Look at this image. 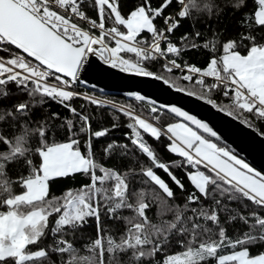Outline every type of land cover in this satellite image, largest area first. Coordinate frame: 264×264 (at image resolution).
<instances>
[{
    "label": "snow or ice",
    "instance_id": "6c2138e0",
    "mask_svg": "<svg viewBox=\"0 0 264 264\" xmlns=\"http://www.w3.org/2000/svg\"><path fill=\"white\" fill-rule=\"evenodd\" d=\"M102 67L264 138V0H0V264H264V169L181 106L80 91Z\"/></svg>",
    "mask_w": 264,
    "mask_h": 264
},
{
    "label": "water",
    "instance_id": "95a60500",
    "mask_svg": "<svg viewBox=\"0 0 264 264\" xmlns=\"http://www.w3.org/2000/svg\"><path fill=\"white\" fill-rule=\"evenodd\" d=\"M85 86L105 94L125 96L128 92H140L160 103L181 106L208 122L221 136V142L233 148L248 163L258 169H264V138L194 98L169 91L151 79L121 74L103 67L88 77Z\"/></svg>",
    "mask_w": 264,
    "mask_h": 264
},
{
    "label": "trees",
    "instance_id": "16d2710c",
    "mask_svg": "<svg viewBox=\"0 0 264 264\" xmlns=\"http://www.w3.org/2000/svg\"><path fill=\"white\" fill-rule=\"evenodd\" d=\"M239 18H240L239 15L233 16L231 10L229 9L227 11V13L221 18V20L219 22H217L215 20L210 21V22H206L204 20H201L199 22V24L197 25V27L202 32H207L210 29L221 30V29L226 28L228 30L229 34H234L235 31L237 30L236 26H237V21L239 20ZM186 31H190L189 22L188 21H182V26L177 31V33L173 39L178 40L179 36L182 35ZM186 58H188L190 62L197 63V64H203V58L201 57V55L199 53H187ZM78 87H79V90L82 92H87L91 95H95V96L101 97L103 99L115 100L118 102H125V103H127V102L134 103V101H129L126 96L121 95V94H103V93H100L98 91H94V90H90L88 88H85L83 86H78ZM218 99H219V97H218ZM82 103H84L82 100L74 101V105L77 108H79V106ZM50 107L53 111H60L62 113V115L66 114V113H64L63 109H60L55 104L50 105ZM93 111H97V110L93 109ZM99 118H100V114L97 113V119L99 120ZM165 119H167V117H165ZM111 122L112 121L110 119L109 112L107 110H104L103 111V124L105 126H107ZM98 126H99V124L94 123V128L98 127ZM124 131H125V129L123 127H121L119 130L112 132L111 137L115 138L117 140H122ZM164 143H167V141H162L160 144H155L154 146L159 150L160 153L163 154V158L165 160L175 159V157H172L165 152V150L163 148ZM221 143H223V142H221ZM109 163H112V162L110 161ZM178 175H182V174L178 173ZM79 183H80L79 177L75 181H73V180L60 181L54 186V189H53L54 194L59 195L66 188L72 187V186H78ZM230 232H231V229H230ZM93 235H94V226L91 228H85L82 233L78 232L76 234V247L82 248L84 245H86L89 242V237L93 236ZM82 254H84V253H82Z\"/></svg>",
    "mask_w": 264,
    "mask_h": 264
},
{
    "label": "built area",
    "instance_id": "2783aa9c",
    "mask_svg": "<svg viewBox=\"0 0 264 264\" xmlns=\"http://www.w3.org/2000/svg\"><path fill=\"white\" fill-rule=\"evenodd\" d=\"M81 86H83V87H86V88H88L87 86H85V85H81ZM91 95V94H90ZM98 97V96H97ZM98 98H101V97H98ZM103 99V98H102Z\"/></svg>",
    "mask_w": 264,
    "mask_h": 264
}]
</instances>
